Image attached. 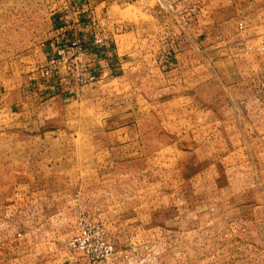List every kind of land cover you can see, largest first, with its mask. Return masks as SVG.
<instances>
[{"label":"rangeland","instance_id":"rangeland-1","mask_svg":"<svg viewBox=\"0 0 264 264\" xmlns=\"http://www.w3.org/2000/svg\"><path fill=\"white\" fill-rule=\"evenodd\" d=\"M106 1L117 22L149 18V0L124 9L120 0ZM233 1L234 8L217 14L234 9L235 32L244 36L254 27L264 48V0ZM70 5L0 0V107L23 95L24 73L12 66H27L42 54ZM239 50L240 66H231L237 73L224 66L229 54L216 57V69L204 70L205 86H174V102L158 94L159 81L148 71L124 87L119 71L79 90L83 98L59 107L55 118L46 117L39 139H28L20 124H1L13 133L0 134V193L32 188L36 183L29 181L38 174L41 188L59 196L66 229L78 231L87 217L106 227L114 245L118 237L127 240L121 264H230L231 254L244 253L232 245L248 238L243 228L264 221V99L251 90L264 81V50L263 71L252 66L258 57ZM166 52L164 62L173 58ZM132 95L140 97L135 119L126 112ZM122 99L129 108L120 117ZM36 160L40 166H33ZM73 233L62 235V242ZM263 234L257 229L251 236L255 254Z\"/></svg>","mask_w":264,"mask_h":264},{"label":"crops","instance_id":"crops-1","mask_svg":"<svg viewBox=\"0 0 264 264\" xmlns=\"http://www.w3.org/2000/svg\"><path fill=\"white\" fill-rule=\"evenodd\" d=\"M71 1L74 5L65 12L70 14L69 23H64V20L58 22L42 54L36 60L29 59L27 66H12L13 70L18 69L21 74L24 73L21 78L23 87L20 89L23 95L5 100L3 107H0V134L2 130L5 131L3 133H13L3 129L1 124L10 127L20 124L15 127L21 128V133L28 139V136L39 139L46 117L55 118L58 116L59 107L83 98L81 94L68 88L57 90L49 84L33 82L32 78H37L38 70L47 64L49 49L57 42H67L73 37L84 40L91 47L90 58L86 61L94 67L99 77L97 81L82 86L80 91L104 80L108 74L113 75L119 71L120 87L135 86L136 79L148 71L150 80L159 81L158 94H166V103L174 102L175 98L171 94L174 86H205L204 70L216 69V64L211 61L216 57L229 54L228 64L224 66H230V71L236 70L237 73L239 69L231 66H240L237 57L241 54L240 48H245L246 54L258 57L256 61L260 62H253L252 66L260 65L262 70L264 48L258 42L263 35L254 30V27L247 29L244 36L237 34L234 9L232 15L217 14L219 10L234 8L236 2L233 0H149V18L145 20L147 22L134 18L126 19L122 23L117 22L115 17H110L112 3L107 5L106 0H101L98 4L95 0ZM135 2L138 1L120 0L119 5L124 9L126 5H133ZM184 13L188 16L187 25L182 23L181 17ZM92 18L99 20V29L110 36L109 47L107 44L102 48L91 44L92 36L85 30L89 29L86 26ZM143 22V25L139 24ZM215 24L220 26L216 27ZM228 25V31L215 33V30H222ZM166 51H170L173 58L164 62L162 55ZM261 76L263 78V74ZM161 78L164 81L159 80ZM251 90L259 92L260 98L264 99L262 79L259 85H252ZM132 96L130 100L127 99L132 105L131 111L126 112L135 119L140 116L139 107H136L140 97ZM124 103V99L120 100V117L129 108ZM41 145H37L36 152L42 149ZM36 163L33 166H40L42 161L36 160ZM40 180V176L36 174L29 181L36 183L34 187L27 185L21 193L10 196L0 193V264H121L123 249L128 242L120 241V237L115 241L116 254L112 258L101 260H92L82 251L62 242V235L74 232L73 236L77 229L69 231L70 229L63 226L66 219L60 218V204L55 201L59 196L41 188ZM263 222L260 228L253 221L243 228L244 235L248 238L234 240L232 245L244 248V253L231 254L230 264H264V238L260 239L259 245H255L261 248L259 253L255 254L251 250L255 243L251 236L257 229L264 230Z\"/></svg>","mask_w":264,"mask_h":264},{"label":"built area","instance_id":"built-area-1","mask_svg":"<svg viewBox=\"0 0 264 264\" xmlns=\"http://www.w3.org/2000/svg\"><path fill=\"white\" fill-rule=\"evenodd\" d=\"M181 18L182 23L187 25V14H182ZM62 20L68 24L70 14L65 13ZM88 26L89 29L83 28V30L86 29L85 32L92 36L90 42L93 46L101 48L106 44L110 46V36L99 29V20L92 18L86 27ZM90 49L91 47L78 37H73L67 42H57L49 49L47 64L38 71V81L49 84L51 88L57 90L68 88L74 92H78L86 84L97 81L99 78L97 72L86 61L90 58ZM166 53L165 57L168 58L171 52ZM68 244L71 248L82 251L92 260L108 259L116 254L115 245L109 239L106 227L87 217L80 219L78 231L69 239Z\"/></svg>","mask_w":264,"mask_h":264}]
</instances>
